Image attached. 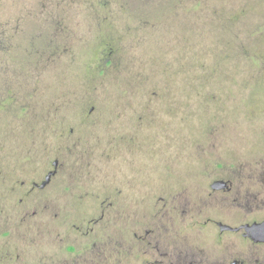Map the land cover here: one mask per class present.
Segmentation results:
<instances>
[{"label":"rangeland","instance_id":"rangeland-1","mask_svg":"<svg viewBox=\"0 0 264 264\" xmlns=\"http://www.w3.org/2000/svg\"><path fill=\"white\" fill-rule=\"evenodd\" d=\"M140 100L143 151L118 143L153 184L201 175L210 125L229 156L264 155V0H0V191L23 157L67 179L120 159L110 136Z\"/></svg>","mask_w":264,"mask_h":264},{"label":"flooded vegetation","instance_id":"flooded-vegetation-1","mask_svg":"<svg viewBox=\"0 0 264 264\" xmlns=\"http://www.w3.org/2000/svg\"><path fill=\"white\" fill-rule=\"evenodd\" d=\"M140 106L110 136L113 147L124 149L120 159L102 167L88 162L79 174L69 170L68 179L70 164L60 157L37 166L21 159L22 171L7 177L14 188L0 191V264H264V239L246 236L243 226L264 222L263 151L229 156L210 125L209 140L192 139V149L210 155L197 160L201 175L153 184L118 143L133 132L141 146L135 153L143 151L145 101ZM180 156L177 150L167 163ZM68 190L83 203L68 204Z\"/></svg>","mask_w":264,"mask_h":264},{"label":"water","instance_id":"water-1","mask_svg":"<svg viewBox=\"0 0 264 264\" xmlns=\"http://www.w3.org/2000/svg\"><path fill=\"white\" fill-rule=\"evenodd\" d=\"M247 228V232L245 233L246 236L252 237V238H261L264 239V222L261 224H245L243 225ZM223 230L225 229H231L232 227L229 225H222ZM240 227H237L236 229H239ZM260 232L261 235H257V233Z\"/></svg>","mask_w":264,"mask_h":264}]
</instances>
